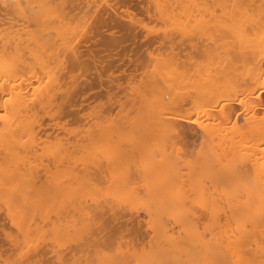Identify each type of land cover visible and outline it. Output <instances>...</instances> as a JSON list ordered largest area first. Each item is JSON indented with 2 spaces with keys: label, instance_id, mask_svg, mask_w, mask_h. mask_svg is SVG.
<instances>
[{
  "label": "bare ground",
  "instance_id": "6f19581e",
  "mask_svg": "<svg viewBox=\"0 0 264 264\" xmlns=\"http://www.w3.org/2000/svg\"><path fill=\"white\" fill-rule=\"evenodd\" d=\"M114 1L0 0V115L5 114L3 99L12 98L7 119L0 120V264L16 258L5 233L14 231L12 216L19 218L21 207L34 214L37 225L51 228L62 222L74 237L89 233L84 243L70 246L68 259L127 264L232 260L227 246L229 237L237 241L231 235L235 230L259 264L264 251L259 211L264 68L259 48L247 62L222 60L214 54L215 45L209 47V38L178 30L149 33L140 24L162 23L157 3L166 6L164 14L176 21L169 26L178 29L192 11L185 5L233 0H136L138 12L132 0ZM261 2L246 0L256 12ZM19 3L51 5L62 22L43 27V38L33 43L27 21L15 7ZM98 10L112 14L109 24L104 19L99 23L111 34L101 42L103 51L108 58L132 53L126 55L128 69L122 63L104 67L94 51L84 49L96 37V32L87 35ZM48 11L30 9L28 15L35 19ZM53 44L57 55H51ZM169 58L174 63H166ZM150 65L160 79L146 84L147 95L135 94L130 82H147ZM238 93L247 100L243 107ZM161 96L171 115L199 117L195 125L187 119L173 122L181 133L175 144H165L157 123ZM220 100L224 103L218 105ZM221 108L227 109L223 116ZM220 161L233 166L229 187L244 191L246 200L236 199L224 217L235 211L229 233L219 241L208 233L200 241L193 229L199 225L203 232L207 222L201 192L219 197L224 191V185L217 189L209 180ZM85 190L96 199H84ZM221 248L226 255H217ZM41 258L55 264V247L45 248Z\"/></svg>",
  "mask_w": 264,
  "mask_h": 264
},
{
  "label": "snow or ice",
  "instance_id": "6c2138e0",
  "mask_svg": "<svg viewBox=\"0 0 264 264\" xmlns=\"http://www.w3.org/2000/svg\"><path fill=\"white\" fill-rule=\"evenodd\" d=\"M4 7H10L5 4ZM18 14H20L27 23L29 39L33 43L39 42L42 36V28L49 26V24H55L57 21L62 22L60 15L52 10L51 5L47 4H23L19 3L15 5ZM166 7L159 3L156 4V8L159 13V18L162 23L157 26L144 24L140 22L141 26L149 33L159 32L167 35L170 31L178 30L184 36H193L199 34L202 38H209L210 45H215L214 54L224 59L237 60L243 58L247 62L250 57L249 53H255L256 48H259L260 64L264 68V0H262L259 11L256 12L255 6L246 3V0H233L230 4L222 3H191L185 5L186 9L192 11L188 13V20L181 19V27L176 29L170 27L169 24H176L173 17L167 16L163 12V8ZM49 9L48 12L38 14L35 19H32L28 12L29 10L36 9ZM135 23V21H133ZM55 31V29H53ZM7 40V37L5 38ZM59 39H57V43ZM51 55H57L55 52V44H53V52ZM166 63H174V58H169ZM151 68L152 75L146 82L144 78L141 79L140 84L130 82L129 87L135 94L147 95V83L155 85L160 79L155 73L157 69ZM174 70V69H173ZM147 75V74H146ZM264 88V84L261 85ZM254 94V93H253ZM153 95H156L153 91ZM5 96H8L7 92ZM237 98L241 106L246 105V99H240V94H237ZM11 97L3 99V111L4 115H0V120L7 119L8 105L11 101ZM162 101L159 108L158 125L160 126L165 144L171 141L173 144L178 142V138L181 133L179 131V125H175L173 122L178 119H187L191 124L195 125L199 123V117L193 119L191 115L184 117L179 115H171L168 108L164 106V97H160ZM224 100L217 102L218 105L223 104ZM222 116L226 113V108L220 109ZM235 114V113H234ZM264 120V117H261ZM201 127L204 125L201 124ZM264 144V140L261 141ZM234 168L231 164H225L224 161H220V167L215 175L209 177L212 185L217 189L222 184L224 185V191L219 197L213 192L211 196L207 192H201L202 204L206 214V223L204 224V231L201 232L199 225H197L193 231L196 233V239L200 241L207 240V234H213L214 238L218 241L225 234L229 233L233 220L236 219L235 211L233 210L232 217L225 220L224 217L228 216V212L231 205L236 199L246 200V193L239 188L233 189L229 187V181L234 174ZM260 196H259V211L261 220V236L260 241L261 248L264 249V164H261L260 170ZM208 180L202 181L207 185ZM83 198L94 201L96 199L95 194L88 191H84ZM27 197H25V201ZM11 215V213H10ZM17 216H12L13 232L5 233V238L15 245L16 258L14 260L6 262V264H50L49 261L42 259V253L45 248L49 246L55 247V255L57 260L55 264H127L125 261L108 260L104 258H97L85 261L83 259H68L66 252L70 250V246L73 244L79 245L85 242L89 233L82 231L78 237H74L70 229H65L62 222L57 225L53 224L51 228L48 224L37 225L34 214H30L25 208L21 207L17 213ZM35 225V227H34ZM99 225H97L98 227ZM238 227V225H237ZM220 230L219 233L217 230ZM245 232H251L250 224H245ZM231 235L237 236L236 242H230L228 244V251L232 255V260L228 259H192L183 260L182 258L176 261H152L149 264H257L245 251L242 240L243 237L239 236L237 231L232 230ZM23 237V242H21ZM217 255H226L224 250H215ZM191 252V249L189 250ZM259 264H264V251L261 252Z\"/></svg>",
  "mask_w": 264,
  "mask_h": 264
},
{
  "label": "rangeland",
  "instance_id": "374dc122",
  "mask_svg": "<svg viewBox=\"0 0 264 264\" xmlns=\"http://www.w3.org/2000/svg\"><path fill=\"white\" fill-rule=\"evenodd\" d=\"M118 1L120 2V0H115L114 2H113V4L114 3H118ZM130 1V0H129ZM139 1V0H138ZM130 2H132V3H130V5L133 7V8H136V10H134L135 12H138L139 11V8H138V6H137V1L136 0H132V1H130ZM105 12V10H103V12H102V10H98V12H96L95 14H98V15H96L95 17H93L92 19H91V22H90V28L92 29L91 30V32L87 35L88 37H91L95 32H96V37H94V38H92L88 43H87V45L85 44V48L84 49H88V50H90L91 52H93L94 54H96V56L97 57H99V59H98V61L100 60V62L103 60V66L104 67H106V66H110V64H113V65H115V67H119L120 66V64L122 63L123 65H125V66H123L122 64H121V66L122 67H124V68H129V67H127V66H129L130 65V63H128V60H127V58L128 57H130L131 55H132V53H130L129 51H124L125 53H127L128 54V57H126V55L127 54H122V56H120V55H113V58L112 57H110V58H108V56H107V54H108V52H104L103 51V47L101 46V42L103 41V39L104 38H106V37H108V36H110L111 34L106 30L107 29V27H105L104 29L102 28H100V25H99V23H100V20H101V22H102V19H104V20H106V23H108V21L111 19V16H112V14L109 12V14H111V16H110V18H109V14L107 15V12L106 13H104ZM104 13V14H103ZM94 14V15H95ZM93 15V16H94ZM109 24V23H108ZM98 27V28H97ZM97 28V29H96ZM99 28H100V31H99ZM106 30V31H105ZM98 33V34H97ZM100 34V35H99ZM127 46L129 45V43L128 44H126ZM126 46V47H127ZM124 47H125V45H124ZM134 47V46H133ZM90 48V49H89ZM132 48V47H131ZM103 51V52H102ZM123 52V53H124ZM129 54H131L130 56H129ZM133 55H134V52H133ZM119 56V57H118ZM132 57V56H131ZM102 58V59H101ZM119 58H120V60L122 59L123 61H118L119 60ZM129 59V58H128ZM114 60V61H113ZM126 60H127V62H126ZM106 61V62H105ZM111 61H113V62H115V64L114 63H111ZM117 61V62H116ZM107 62H109V63H107ZM128 63V64H127ZM118 65V66H117ZM124 68L122 69V70H124ZM97 93L98 91L96 90V91H93V93ZM92 92L90 93V95L91 94H93ZM89 95V96H90ZM94 95V94H93Z\"/></svg>",
  "mask_w": 264,
  "mask_h": 264
}]
</instances>
